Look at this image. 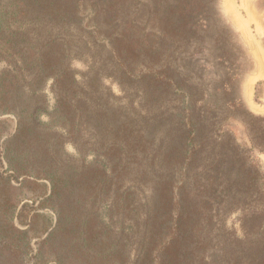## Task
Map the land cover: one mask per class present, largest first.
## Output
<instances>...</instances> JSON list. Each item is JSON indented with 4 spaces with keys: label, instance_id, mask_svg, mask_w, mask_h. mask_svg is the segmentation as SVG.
I'll return each instance as SVG.
<instances>
[{
    "label": "rangeland",
    "instance_id": "374dc122",
    "mask_svg": "<svg viewBox=\"0 0 264 264\" xmlns=\"http://www.w3.org/2000/svg\"><path fill=\"white\" fill-rule=\"evenodd\" d=\"M180 87L264 173V0H0V264H161Z\"/></svg>",
    "mask_w": 264,
    "mask_h": 264
},
{
    "label": "trees",
    "instance_id": "16d2710c",
    "mask_svg": "<svg viewBox=\"0 0 264 264\" xmlns=\"http://www.w3.org/2000/svg\"><path fill=\"white\" fill-rule=\"evenodd\" d=\"M179 91L171 149L181 184L161 199V264H175L174 256L177 264H264V173L247 150L234 157L221 147L206 150L203 108L188 89ZM256 135L264 154V130Z\"/></svg>",
    "mask_w": 264,
    "mask_h": 264
}]
</instances>
